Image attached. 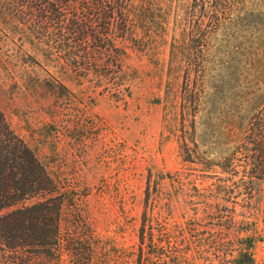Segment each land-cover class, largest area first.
<instances>
[{
  "label": "rangeland",
  "instance_id": "rangeland-1",
  "mask_svg": "<svg viewBox=\"0 0 264 264\" xmlns=\"http://www.w3.org/2000/svg\"><path fill=\"white\" fill-rule=\"evenodd\" d=\"M237 1L228 17L245 27L248 14H264V0ZM226 27L203 53L193 50L199 72L188 81L171 62L172 33L154 30L129 45L109 82L47 61L0 24V109L64 200L60 252L14 256L0 245V264H264V173L254 177L235 160L227 128L233 115L250 119L264 74L247 64L238 90V43ZM188 89L200 96L183 109Z\"/></svg>",
  "mask_w": 264,
  "mask_h": 264
},
{
  "label": "trees",
  "instance_id": "trees-1",
  "mask_svg": "<svg viewBox=\"0 0 264 264\" xmlns=\"http://www.w3.org/2000/svg\"><path fill=\"white\" fill-rule=\"evenodd\" d=\"M238 7L237 0H0V24L8 39L15 42L18 37L23 44L43 50L47 61L71 67L76 76L94 75L109 82L122 71L129 45L148 41L154 30L172 33L171 62L188 81L199 72L189 61L193 50L207 48L213 34L226 25L234 30L238 43L235 76L240 91L247 64L249 74L253 70L264 74V62L260 64L264 61V14H248L250 24L245 27L240 18L228 17ZM248 44L263 47L249 56ZM229 68L223 67L226 78ZM258 88L257 80L248 100L253 110L250 119L237 122L239 116L233 115L227 127L231 138L236 137L235 160L254 177L264 173V90L260 95ZM60 89L67 90L64 85ZM229 91L231 86L224 81L222 93ZM188 92L183 109L197 104L200 96L196 90ZM239 103H244L241 95ZM63 206L47 168L0 109V245L4 252L15 256L33 249L54 258L60 252Z\"/></svg>",
  "mask_w": 264,
  "mask_h": 264
}]
</instances>
